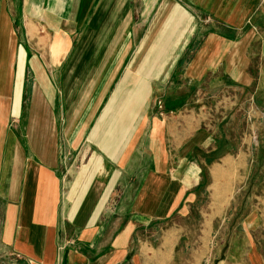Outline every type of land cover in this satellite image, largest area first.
<instances>
[{"label":"crops","instance_id":"obj_1","mask_svg":"<svg viewBox=\"0 0 264 264\" xmlns=\"http://www.w3.org/2000/svg\"><path fill=\"white\" fill-rule=\"evenodd\" d=\"M140 1L0 0V264H177L183 235L163 223L190 218L200 193L212 205L205 224L237 210L228 179L242 144L229 150L205 111L232 93L258 108L264 0L213 14L214 31ZM153 12L159 23L146 31ZM29 40L41 58H29ZM85 140L88 163L67 182L63 151ZM253 198L239 223L245 250L218 264H264V195Z\"/></svg>","mask_w":264,"mask_h":264},{"label":"rangeland","instance_id":"obj_2","mask_svg":"<svg viewBox=\"0 0 264 264\" xmlns=\"http://www.w3.org/2000/svg\"><path fill=\"white\" fill-rule=\"evenodd\" d=\"M145 7L154 9V11L155 9L158 11L160 9L176 8L181 15L189 13L194 20L196 19L194 31L197 29L198 20L201 21L200 23L204 27L214 31L221 26V22L216 16L219 14L227 15L234 12V10H240L243 13L251 8V3L248 0H145V4L143 1L138 3V9ZM153 16L154 12L144 22L140 17L141 23L144 24L142 28L146 31L153 24L159 23V16L155 18ZM186 19V17H180V26L185 25ZM239 19H243V17H239ZM200 23L199 25H201ZM203 35L205 36V33L201 36ZM24 36L23 33V40L26 41ZM41 36L43 34L40 33L39 37ZM41 53V48L36 40H29V58L34 56L41 58ZM36 83L35 74L29 66V74H27V71L25 73L24 90L25 93L29 94V103L34 117L37 114L36 107L41 105V95L34 94L33 99L31 96ZM260 84L264 89V80ZM248 94L232 93L226 97L225 102L223 98H211L205 111V114L210 116L213 123L219 124V133L226 134L228 140L234 143L229 145V150H236L242 144L241 162H238L239 165L233 172L234 176L228 179L233 189L231 197L235 195L234 201L232 198L231 202L233 206H237V210H234V208L227 209L223 215V217H226L225 221L217 218L212 224L211 222L205 224L203 214L209 212L212 205L208 193H200L202 197L197 206L191 211L190 218L174 219L163 223L161 226L163 231L176 227L179 233L183 235L179 248L184 249V251L176 260L177 264H218L229 250L233 251L234 249V251L241 252L245 250L246 239L239 225L240 220L249 211L254 200L253 197L264 195V111H261L262 108L264 110V94L256 99L257 109L254 103L249 101ZM88 99L89 97L82 98V108L85 107ZM230 103H235L236 106L231 107ZM237 104L242 106L239 111H237ZM196 113H200V110H196ZM17 124L18 122H13V125ZM254 137L257 139L255 140ZM86 140L75 155L69 150L63 151L62 172L67 182L72 181V177L77 176L79 169L88 163L91 148ZM221 143H224V139L217 138L218 148L224 151L225 146ZM203 182L204 186L208 183L206 176H203ZM260 236H264V231L261 232ZM202 257H205V259L202 260Z\"/></svg>","mask_w":264,"mask_h":264},{"label":"bare ground","instance_id":"obj_3","mask_svg":"<svg viewBox=\"0 0 264 264\" xmlns=\"http://www.w3.org/2000/svg\"><path fill=\"white\" fill-rule=\"evenodd\" d=\"M61 2V1H60Z\"/></svg>","mask_w":264,"mask_h":264}]
</instances>
